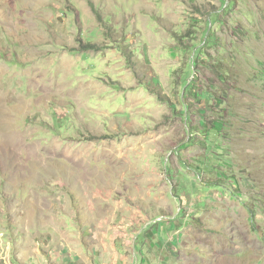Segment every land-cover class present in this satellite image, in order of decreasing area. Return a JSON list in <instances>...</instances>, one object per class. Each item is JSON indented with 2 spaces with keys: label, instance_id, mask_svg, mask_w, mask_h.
<instances>
[{
  "label": "rangeland",
  "instance_id": "rangeland-1",
  "mask_svg": "<svg viewBox=\"0 0 264 264\" xmlns=\"http://www.w3.org/2000/svg\"><path fill=\"white\" fill-rule=\"evenodd\" d=\"M0 264H264V0H0Z\"/></svg>",
  "mask_w": 264,
  "mask_h": 264
},
{
  "label": "trees",
  "instance_id": "trees-1",
  "mask_svg": "<svg viewBox=\"0 0 264 264\" xmlns=\"http://www.w3.org/2000/svg\"><path fill=\"white\" fill-rule=\"evenodd\" d=\"M200 144L202 147H206L205 143L203 141H200Z\"/></svg>",
  "mask_w": 264,
  "mask_h": 264
}]
</instances>
